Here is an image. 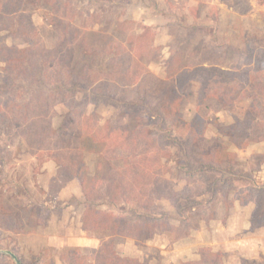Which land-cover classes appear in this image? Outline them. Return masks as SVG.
I'll return each mask as SVG.
<instances>
[{"label":"rangeland","instance_id":"374dc122","mask_svg":"<svg viewBox=\"0 0 264 264\" xmlns=\"http://www.w3.org/2000/svg\"><path fill=\"white\" fill-rule=\"evenodd\" d=\"M112 1L116 4L105 6L97 18L90 19L86 24L81 18L71 22L75 29L72 33L79 30L84 34L77 39L78 43L71 41L72 37L66 40L65 22L59 21L52 9L28 5L27 12L43 45L69 57L71 67L78 73L88 67L93 81L105 80L111 74L110 60L114 53L123 50L131 73L139 71L143 76L136 88L138 92L169 108L179 104L180 137L184 138L185 124L190 123L196 113L200 112L205 118L204 137L190 149L196 160L214 150L236 153V169L248 175V179L234 181L235 186L243 189L250 185H264V142L242 148V143L235 144L222 136L216 126L217 121L222 126L232 125L235 117H249L252 121L264 118V94L257 92L254 99H244L230 107H222L217 100L208 99L198 109L200 83L182 80L184 75L201 69L232 72L231 68H235L236 63L240 64L239 73L252 75L257 62L248 65L245 57L251 52L256 54L258 46L264 48V0ZM168 4L185 10L189 15V24L197 27L192 30L176 63L172 65L169 62L173 57L176 30L167 26L170 19L163 15ZM146 26H160L162 29L154 38L150 37L145 45L147 54L142 53L141 56L139 39ZM2 44L20 48L27 46L23 35L10 36L6 33L0 34V46ZM214 46L221 48L215 49ZM3 66L0 62V83ZM260 70L264 72V66ZM119 92L129 98L138 96V92L131 89ZM56 110L61 116L66 112L62 105ZM94 110L93 106H89L88 115ZM113 112L114 106L99 107V123L91 122L88 132L85 127H70L68 138L62 145L67 150H83L89 175H97L101 179L103 191L118 189L120 179L127 178L147 205L167 212L171 224L178 228L183 216L170 202L157 199L153 187L146 184L147 176L134 169L139 154L145 150L154 155L156 149L148 147L145 138L116 152H108L100 142L103 126ZM118 120L122 127L129 130L137 124L134 114L130 113L120 115ZM60 123V118L55 119L56 127ZM4 127L6 133L0 136V155L7 158L8 175L5 176L13 184L8 191L0 189V210L17 216L9 221L0 219V225L9 228L1 232L0 237L8 239L12 252L19 257L14 256L18 262L21 259L22 263L30 264L43 251L46 262L62 264L60 257L65 255L63 251L69 249L76 250L79 259L103 264L114 257L106 251L107 243H112L119 260L113 259L118 263L195 264L201 261L202 251L206 248L214 252L213 249L227 240L240 238L245 233V227L254 232L250 228V219L255 205L242 206L235 201L234 190L227 197L223 193L217 194L208 210L196 207L186 211V221L178 231L161 232L142 240L111 237L102 231L87 232L82 222L84 207L79 204L83 195L77 183L69 184L58 178L59 162L66 163L65 155H60L61 151L54 147L29 144L20 137L21 125L14 117H9ZM178 160L179 156L175 161ZM175 161L161 159L160 177L169 181L178 194L192 196L199 201L208 200L209 194H197L198 182L182 178L174 169ZM75 195L81 199L78 200ZM184 201L182 198V203ZM68 203L71 205L67 206ZM0 248V255L13 258V253ZM214 253L217 256L215 261L225 264V256L221 252ZM12 262L16 264L15 259ZM244 264H264V258Z\"/></svg>","mask_w":264,"mask_h":264},{"label":"trees","instance_id":"16d2710c","mask_svg":"<svg viewBox=\"0 0 264 264\" xmlns=\"http://www.w3.org/2000/svg\"><path fill=\"white\" fill-rule=\"evenodd\" d=\"M114 4L116 3L112 0H0V34L23 35L27 43L24 48L7 44L0 46V62L4 65L0 83V136L6 133L4 127L6 120L14 117L21 125L20 137L29 144L54 147L61 151L60 155H65L66 163L59 162L58 178L64 179L66 183L78 182L83 195V200L79 202L84 207L82 222L87 232L102 231L111 237L142 240L161 232L178 231L186 221L184 218L186 211L196 207L208 210L217 194L223 193L227 197L232 190L235 191V201L242 206L250 203L255 205L250 219L251 230L263 228L264 185H250L243 189L235 186L234 181L248 179V175L236 169L237 154L214 150L199 160L191 155V147L197 140L203 138L205 133L206 120L200 112L196 113L190 123L185 124L187 127L184 131L185 136L180 137L179 104L169 108L138 92L136 88L143 76L139 71L131 73L123 50L114 53L110 60L111 74H108L105 80L93 81L88 67L82 73H78L71 67L69 57L65 54L59 55L58 52L43 45L27 12L28 5L52 9L55 16H58L56 18L65 22L66 40L72 37L71 41L78 43L77 39L84 34L79 30L72 33V29H75L71 22L81 18L83 24H86L90 19L97 18L105 6ZM163 15L170 19L167 26L176 30L172 46L173 57L169 62L172 65L176 63L181 48L187 43L192 30L197 27L189 24V15L185 10H179L172 4H168ZM161 29L160 26L143 28V34L139 39L141 56L147 54L145 45L149 43L150 37L154 38ZM214 48L220 49L221 46ZM255 50L258 51L256 54L251 52L245 57L248 65L257 62L254 73L250 76L239 73V63L235 64V68H231L232 72L201 69L183 76V81L200 83L198 109L208 99L217 100L222 107H230L235 102L254 99L257 92L264 94V72L260 70V67L264 66L262 54L264 48L258 46ZM123 89L138 92V96L129 98L123 92H119ZM61 105L66 109L63 116L56 110ZM89 106L95 109L90 115L87 112ZM101 106H114V112L106 120L100 136V142L108 152L130 147L141 138L146 139L148 147L156 149L154 155L145 150L139 154L134 169L139 174L147 176L146 184L153 187L157 199L170 202L183 216L178 228L171 224L167 212L160 211L156 206L147 205L127 178L120 179L118 189L111 192L103 191L101 179L97 175L94 177L89 175L83 150H67L62 145L68 138L70 127L83 129L85 127L88 132L91 122L99 123L97 109ZM127 113L134 114L137 120L132 130L122 127L118 120L120 115ZM57 118L61 119V123L56 127L54 121ZM216 126L222 136L228 137L235 144L242 143V148L264 142L262 117L258 121H252L249 117L244 119L235 117L232 125L222 126L217 121ZM177 156L180 160L175 161ZM162 158L168 159V162L175 161L174 169L182 178L198 182L197 194L199 196L209 194L208 200L199 201L192 196L176 193L170 182L159 175ZM6 165L7 158L0 155L2 169L0 189L8 191L13 182L5 176L8 175ZM182 198L185 199L183 203ZM74 200L76 201V198ZM16 216L13 212L0 210V219L9 221ZM6 230H9L7 225L5 227L0 225V236L1 232ZM7 240L0 237V247L13 253ZM113 248L112 243H107V253L118 259ZM63 253L65 255L60 257L62 264H94L93 260L90 262L89 259H79L76 250L66 249ZM14 256L19 259L15 254L13 258L0 255V264H14L12 262L16 259ZM216 257L210 248H206L202 251L201 261L195 264H218L215 261ZM113 258L103 264H125L121 263L122 261L118 263ZM21 261L20 259L19 262L24 264ZM30 264L54 263L46 262L45 252L41 251Z\"/></svg>","mask_w":264,"mask_h":264},{"label":"crops","instance_id":"0c3cea01","mask_svg":"<svg viewBox=\"0 0 264 264\" xmlns=\"http://www.w3.org/2000/svg\"><path fill=\"white\" fill-rule=\"evenodd\" d=\"M74 183H77L80 189L77 181H72L69 184ZM75 197L78 200L81 199L77 195ZM243 232L245 233L240 238L234 241L227 240L218 248L213 249L214 252H221L225 256V264H244L245 262L264 258V229L250 232L249 227H245Z\"/></svg>","mask_w":264,"mask_h":264},{"label":"water","instance_id":"95a60500","mask_svg":"<svg viewBox=\"0 0 264 264\" xmlns=\"http://www.w3.org/2000/svg\"><path fill=\"white\" fill-rule=\"evenodd\" d=\"M15 262H16V264H20L16 259H15Z\"/></svg>","mask_w":264,"mask_h":264}]
</instances>
